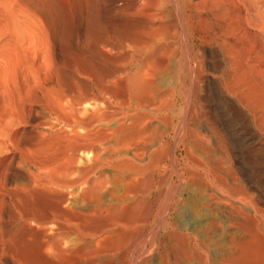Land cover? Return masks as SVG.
<instances>
[{
	"label": "rangeland",
	"instance_id": "obj_1",
	"mask_svg": "<svg viewBox=\"0 0 264 264\" xmlns=\"http://www.w3.org/2000/svg\"><path fill=\"white\" fill-rule=\"evenodd\" d=\"M143 1L0 0V264H5V256L12 264H77L58 254L75 242L78 246L82 232L87 264H214L217 259V252L206 254L201 244L215 231L211 221L217 215L218 229L233 228L226 226L230 218L226 207L212 196L217 195L214 186L201 189L190 184L202 204L187 200L182 190L180 93L183 86L195 83L193 66L220 76L229 88L227 66L236 74L233 79L241 73L236 72L237 65L252 62L256 67L251 71L264 68V0H236L242 10L258 14L245 11L249 15L243 30L227 18L230 8L224 1L152 0L161 15L152 23L136 15L135 8ZM225 15L227 22L221 24ZM251 43L256 47H247ZM205 47L210 58L230 59L224 68L206 69ZM245 48L252 52L242 53ZM242 55L253 60L247 57L244 63ZM147 63L157 65L159 71L152 73L156 72L161 90L144 107L127 100L125 84L134 75L151 72L153 65ZM244 71L249 82L236 95L252 107L255 88ZM167 87L175 93V112L167 108L171 97L164 92ZM170 109L176 122L167 128L164 118ZM218 133L207 137V144L224 150ZM196 155L209 163L202 152ZM245 157L244 163L257 174L253 153ZM230 159L223 156L224 169L231 168ZM245 190L251 194L249 203L263 208ZM65 216L74 223L69 225ZM240 223L234 227L238 233L254 232L247 222ZM49 240L57 245L51 247ZM60 244L65 245L56 253ZM246 253H236L237 263L231 264L253 256Z\"/></svg>",
	"mask_w": 264,
	"mask_h": 264
},
{
	"label": "bare ground",
	"instance_id": "obj_2",
	"mask_svg": "<svg viewBox=\"0 0 264 264\" xmlns=\"http://www.w3.org/2000/svg\"><path fill=\"white\" fill-rule=\"evenodd\" d=\"M213 1H220V2L224 1L225 4L229 6L230 13L227 12V13H229V16L227 18L233 19V21H235L234 22L235 24L237 22L238 24L236 25V28L239 27L241 30H243L244 26H245L244 25V18L246 17L245 15H246L247 11H248V13H249V11L251 13H253L254 16L258 15V14H255L252 9H246L247 11L242 10L243 8L241 9L239 6H237L239 4L236 5V0H213ZM153 4H154V2L152 0H144L139 5L140 7L136 4L138 6V8H137V6L135 8L136 12H137L136 15H139V14L142 15L143 18L145 19V22L148 21L150 23H152L155 18H160L161 15L159 12L157 15L156 11L154 10ZM195 12H197V11H195ZM206 12L207 11H205V13ZM203 13L204 12H202V14ZM227 13H225V14L227 15ZM166 14H167V12H166ZM173 15H174V13H173ZM226 15H225V18L220 19L221 24H226V22H227ZM248 15H247V17H248ZM221 16H223V15H221ZM251 16H253V15L251 14ZM232 17H235V20ZM210 19H212V18H210ZM231 25H233V24H231ZM158 28H156V29H158ZM154 29H155V27H154ZM240 29H238V30H240ZM259 29H262V28H259ZM257 31H260V30H257ZM226 33H227V31L225 32V34ZM229 33L230 32H228V34ZM252 35H255V34L252 33ZM214 36H215V34H214ZM252 39H255V36ZM240 42H241V40H240ZM257 42H258V40H257ZM209 43H210V41H209ZM243 43H244V41H243ZM246 43H248V42H246ZM252 43H251V46L250 45L247 46L248 44L246 46L249 48L252 47L251 49H253L254 46H252ZM254 43H255V41H254ZM237 47H239V46H237ZM242 48H244V47H242ZM247 49L246 48L243 49L244 51L242 53H244L245 50L247 52L248 51ZM203 51L205 53V59H204L203 64L206 67V69H209L213 72L216 71L218 66H222L224 68V63L226 62V60H230L228 57H227L228 59H226L225 57L220 58V59L219 58H217V59L210 58L209 56H211V54H210L211 52L207 47H205L203 49ZM248 52L251 53L252 51H248ZM244 54H246V53H244ZM254 56L256 57V55H254ZM242 57L243 58H241V57L240 58L242 59V61L244 63H245V61H247V59H246L247 57L251 58L253 60V58L250 57L249 55L248 56L242 55ZM255 57H254V59H255ZM260 57H259V59H262ZM164 59H166V58H164ZM238 61H239V59H238ZM262 61H263V59H262ZM228 62H230V61H228ZM192 63H194V62H192ZM147 64L153 65L152 63H147ZM168 64H169V62H168ZM150 65H148V67H150ZM169 65H171V64H169ZM197 65H198V63H197ZM200 65H201V63H200ZM255 65L256 64L254 63V65H253L252 62L250 64L245 63V64L237 65L236 67H238V70H236V72L237 71L241 72L236 77L237 79L232 78L233 68H231L230 66H227L225 68V69H227L226 75H227V78H229L231 81L228 80L227 78H226L227 79L226 81H228V83H229L228 85L230 86V88L225 87L223 85L222 79L220 78V76H218V75H216L210 71L209 72H201V71H199L198 67L193 66V67H195V72H196L193 74V79L195 80V83L193 81H191L190 86H189V84H188V87L183 86L182 87V88H184L183 91L180 89L181 90V93H180L181 99L180 100L183 99L182 101H183L184 106H183V108L181 106H179L182 108V111L179 113V115H177L178 116V120H177L178 121V124H177L178 125V132H177V134L179 135L178 139L180 140L179 145H180V150L182 153L181 157L183 158L182 160L184 161V162H182V164L184 163L182 167H184V165H185L184 170L180 171V172H183L182 173L183 174V181L182 182H183L184 189L182 188V190L183 191L185 190L184 192L187 193L186 194L187 200H188V198H190L191 201L192 200L198 201V202H201V204H202L203 203L202 200H200L196 196L192 195V193H191L192 188H191L190 184H195L197 187H200L201 189H206L208 186H211V187L214 186V187H212V189H214L213 191H215L217 193V195L213 194L212 196H214V198H216L218 202L223 203L224 204L223 206L226 207V209L228 208L227 210L225 209V211L228 212L230 218L228 219V221H227L228 223H226V226H228L229 229L231 227L233 228V229H230L229 231H226V232L218 229V227H217L218 225L216 224L217 222L215 220L217 215L215 217L213 215V217L215 219H213L211 222H212V224H214V226H212V227H215V231H212L211 227H210L209 229L212 231L211 232L212 234L207 235V233H206V235L208 237H205V238L203 237L204 238L203 241L200 239L202 241L201 244H203L202 247L204 248V250L205 249L207 250V252L205 251L206 254L207 253L209 254L208 250L209 251L213 250L211 252L215 251V253L217 252L219 254L217 256V259L213 262L214 264H223L222 262H227V264H231L233 262V260L236 259L235 257H237V259H238V256L241 255L242 253H245V252H247L246 254L250 253L253 256L251 255L252 257L249 256L250 258L249 257L243 258L241 261L242 264H264V231L262 230V227L264 226V184H260V183L264 182V68H257V69H254V71H251L250 68H252ZM153 66L150 67V68H152L151 72L148 71L149 72L148 73L145 70L147 73L145 72L146 74L145 73L141 74V71H140V74H141L140 76L137 75V77H135V75H134V77L131 78V80L127 79L129 81L128 83L125 84V88L127 90V91L126 90L125 91L128 93L127 100L128 99H131L132 101L136 100L137 102H135V103H138L139 106L140 105L144 106V102H146L147 100L149 102H151L152 100H154L158 96L159 90H161L160 89L161 87L155 78V76L157 77V75H155L156 72L154 73L155 76L152 73L155 71L154 69L157 68L156 67L157 65H153ZM257 66H258V63H257ZM243 69L244 70L246 69V71H244V72L249 74V76L253 79V81H251V83H252L251 85L255 88V93H254V98L252 97L253 98L252 105H251L252 107H247L246 103L242 100V98H240V96H237L238 91L241 94L243 93V92H240V90L245 89L246 88L245 84L246 83L248 84V82H249L243 76L244 74H242ZM157 71H159V70H157ZM184 72H185V70H184ZM189 72H192V71L189 70ZM219 73L221 75L223 72L221 71ZM234 76H236V74H234L233 77ZM225 84H227V83L225 82ZM184 85H186V84H184ZM193 87H195L196 89L194 88L195 89L194 90ZM193 90H194V92H193ZM260 90L262 92H260ZM253 91H254V89H253ZM164 92H166V93L169 92L171 94V97L168 99V102H167V108H171L174 105V99L176 98L174 96L175 93H173V88L167 87L166 89H164ZM170 94H169V96H170ZM245 97L247 98L248 96H245ZM138 105H136V106H138ZM171 109L173 110V107ZM171 109L168 112V114L165 115V118H164L165 123L167 125V128H170V126H172L173 123L176 122L175 120L173 122V119L176 116V114L174 113L175 110H173L174 112H171L172 111ZM169 130H171V129H169ZM173 130L174 129H172V131ZM200 130H203V132L201 131L202 132L201 133ZM216 131L219 132L224 139V144L222 145V146H224L223 147L224 150L215 146L214 143H212L213 146H211V144L210 145L207 144L208 143L207 137H211V136L215 135ZM172 133H174V131ZM175 135H176V133H175ZM217 142H218V146H219L220 142L219 141H217ZM222 142H223V140H222ZM217 148H219L220 150H217ZM192 151L193 152L195 151L196 154L202 152L204 154L203 157H205V156L208 157L209 163H208V161L206 164H205V162H202L201 158L198 157L199 155L192 153ZM250 152H252L254 155L255 164H257L259 166V168H258L259 170H258L257 174H255L253 172V169L251 166L246 165V163H244V161H243L244 158H246L245 156H248ZM200 156H202V155H200ZM223 156L227 157V159L231 158L229 160V163L231 164V168L224 169V167L221 164V162L223 160ZM70 158L73 159V156ZM190 163L194 164L195 168H193V167L191 168ZM208 164H211V165L208 167ZM204 167H205L207 172L206 171L205 172L200 171L201 170L200 168H204ZM212 168H214V169H212ZM206 173L211 174L210 179L206 177ZM239 181H242L243 184L242 183L240 184ZM83 189L81 191L82 195L85 194V190H86L85 189L83 191ZM245 189H249V191H251L252 195H254V198H256L260 204H262L263 208H260L259 207L260 205L257 206L256 204H258V203H256V202L249 203V201L251 200V198L249 199L251 194H248L249 192H247V190H245ZM86 192H87V190H86ZM200 192H201V190H200ZM63 201H64V198H63ZM63 201H61V202H63ZM207 204L208 203H206V205ZM61 207L62 206H60V208ZM64 210L66 211V208H64ZM196 210H198V209H196ZM218 210H223V208L221 209V207H219ZM58 211L62 212L63 209L58 210ZM65 211H63L62 213L64 214ZM67 212L68 213L65 212L64 215L70 214L69 211H67ZM84 213H83V215H84ZM220 214H222V216H223V213H221V211H220ZM64 215H63V218H64ZM72 215H73V213H72ZM79 215L77 217H79ZM70 216H71V214H70ZM73 216L75 217V214ZM82 216H80V217L84 220V218ZM65 217L68 218V219H66V222L69 221V223H70L69 225H71V223H74V222H71L72 220L70 221V219H71L70 217H68V216H65ZM224 217H225V215H224ZM82 219L80 221L79 220L78 221L81 222ZM85 219H86V217H85ZM221 219H222V217L220 218V220ZM240 221H245V223L247 222L248 224H250L253 227L254 232L253 233H246V231H245L242 233H238L236 230H234V227H236L235 225H238L240 223ZM62 223L65 224V221L64 222L62 221ZM219 223H220V221H219ZM241 223L243 224V222H241ZM241 223L239 225H241ZM64 224H62V226H64ZM66 224H67V226H69L68 223H66ZM248 224H247V226H248ZM56 225H59V224H56ZM59 226H57L58 229H59ZM75 226L78 227V225H75ZM79 226H81V225H79ZM221 226L222 225L220 223L219 227L221 228ZM64 227H66V226H64ZM64 227L61 228V226H60V231L62 229H64ZM70 228H72V226ZM80 228H77V229H80ZM238 228H240V227H238ZM241 228H242V226H241ZM82 229L84 230L85 228H82ZM82 229H80V230H82ZM221 229L224 230V228H221ZM235 229H237V228H235ZM64 230L66 231V229H64ZM73 231L74 230H72V232ZM66 232H68V230ZM77 232H79V231H77ZM84 233L85 232H82L80 234V236H78L79 237V239H77L79 241V245L77 244L78 246L75 245L76 244V242H75L74 246H72L73 245L72 244L70 248H65V250L63 248V246L65 244H63V245L60 244V245H62V247L61 246L59 247V245H58V247H57L58 249L55 247L56 253L60 252L58 254V257H60V255H61L60 259L65 260V259H67L66 256H68V258L71 257L69 260H71V261L73 260L74 263L76 262L77 264H87V260L89 257L87 256L88 255L87 239H86ZM52 236L55 237V235H52ZM52 238H49V239L52 240ZM55 238L57 239V237H55ZM51 240H49L48 243ZM70 240H73V239H70ZM77 240L74 239V241H77ZM52 241H54V240H52ZM78 241H77V243H78ZM67 242H69V241H67ZM52 245H53V242H52ZM52 245H51V247H54V245H57V243H55L53 246ZM48 248H49V246H48ZM60 248H63V249L60 250ZM57 251H59V252H57ZM236 253H238V256H236ZM239 258H241V257H239ZM57 260H58V258H57ZM69 260H66V261H69ZM4 263L5 264H12L7 256L4 257ZM236 263H237V261H236ZM239 263L240 262H238V264ZM224 264H226V263H224Z\"/></svg>",
	"mask_w": 264,
	"mask_h": 264
}]
</instances>
